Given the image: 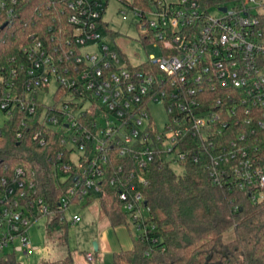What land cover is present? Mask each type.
Masks as SVG:
<instances>
[{"label":"built area","instance_id":"2783aa9c","mask_svg":"<svg viewBox=\"0 0 264 264\" xmlns=\"http://www.w3.org/2000/svg\"><path fill=\"white\" fill-rule=\"evenodd\" d=\"M107 1L66 0L73 31L55 43L31 35L0 71V131L16 123L18 139L53 151L61 218L111 185L129 222L146 233L155 228L145 195L153 168L189 160L206 168L214 186L261 199L264 0H157L147 11L134 9L143 40L162 55L124 66L102 34ZM18 3L0 0V19L10 21ZM93 43L96 51L82 52ZM52 89L54 103L46 104L41 98ZM153 102L167 110L163 130L153 122ZM56 213L34 170L0 175V254L31 251L30 226ZM86 258L93 262V253Z\"/></svg>","mask_w":264,"mask_h":264},{"label":"trees","instance_id":"16d2710c","mask_svg":"<svg viewBox=\"0 0 264 264\" xmlns=\"http://www.w3.org/2000/svg\"><path fill=\"white\" fill-rule=\"evenodd\" d=\"M131 9L147 11L157 0H118ZM66 0H19L12 19H0V71L34 35L45 42H61L73 31L68 21ZM109 35L114 31L104 21ZM6 67V68H5ZM16 123L8 121L0 131V175L17 166L34 170L40 194L57 213L49 219L51 227H63L60 237L67 242L69 223L62 219L60 197L63 183L55 174L47 147L31 137H16ZM177 173L172 165L154 167L147 188V220L155 228L133 234V247L113 254V264H264V190L253 201L247 192L224 191L214 186L206 168L189 160ZM56 175V176H55ZM99 215L112 226L126 224L118 192L111 185L101 196ZM90 203V202H88ZM233 230L234 236L225 235ZM0 264H20L15 253L0 254ZM40 264H76L72 254L44 260Z\"/></svg>","mask_w":264,"mask_h":264},{"label":"rangeland","instance_id":"374dc122","mask_svg":"<svg viewBox=\"0 0 264 264\" xmlns=\"http://www.w3.org/2000/svg\"><path fill=\"white\" fill-rule=\"evenodd\" d=\"M211 11L214 12L215 10ZM102 18L108 23V27L114 31L113 36H111L106 29V25L102 28L105 41L119 53L120 65L124 66L129 61L132 65H137L147 60L149 55L155 57L162 55L161 48L155 46L153 41L143 40V26L140 24L142 18L135 10L118 0H108ZM97 49L98 46L95 43L81 47L83 53L96 51ZM53 91L52 89L50 93L41 98L46 104L54 103ZM150 111L153 122L160 130H163L168 121L167 110L163 103L153 102L150 105ZM3 122L4 113L0 111V124ZM172 168L177 173L184 171V168L177 163L172 164ZM95 197L96 199L92 202L82 206L73 205L67 211L65 215L69 223L67 242L64 241L63 237H60L65 232L63 227H57L56 229L51 227V234L47 233V225L50 226L47 215L35 220L28 230L34 248L27 253L16 251V260L20 264H40L44 260L56 259L69 253L86 260V251L89 247L94 246L93 243L96 240L93 236L95 231L98 232L101 224L109 221L106 217L99 215L100 201L99 197ZM73 213L80 215L81 220L79 222L72 221ZM115 227L121 228L132 235L139 232V229L132 222L129 226L122 224ZM233 236L234 233L231 230L225 235V239H231ZM8 250L12 252L13 248L9 247Z\"/></svg>","mask_w":264,"mask_h":264},{"label":"crops","instance_id":"0c3cea01","mask_svg":"<svg viewBox=\"0 0 264 264\" xmlns=\"http://www.w3.org/2000/svg\"><path fill=\"white\" fill-rule=\"evenodd\" d=\"M109 223V221L102 223L101 228H98V232L95 231L93 235L98 243L97 251L94 250V246L89 247L86 251V253L95 254L94 261H88L86 254L85 258L88 262L81 257L73 256L76 264H113V254L115 252L129 250L133 247V235Z\"/></svg>","mask_w":264,"mask_h":264},{"label":"water","instance_id":"95a60500","mask_svg":"<svg viewBox=\"0 0 264 264\" xmlns=\"http://www.w3.org/2000/svg\"><path fill=\"white\" fill-rule=\"evenodd\" d=\"M5 25H6V24H4V25H2V26L0 27V31L5 27ZM93 245H94V250L97 251V249H98V243H97V241H94Z\"/></svg>","mask_w":264,"mask_h":264}]
</instances>
